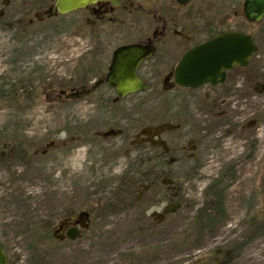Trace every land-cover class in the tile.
<instances>
[{
  "label": "rangeland",
  "instance_id": "rangeland-1",
  "mask_svg": "<svg viewBox=\"0 0 264 264\" xmlns=\"http://www.w3.org/2000/svg\"><path fill=\"white\" fill-rule=\"evenodd\" d=\"M2 1L0 244L7 264H134L137 256L145 264H185L205 253L198 249L209 241L211 253L217 247L231 250L237 256L234 264H264L263 122L253 131V151L249 154L245 139L238 135L239 124L234 135L223 133L221 143L214 135L208 146L196 152L204 163L195 179L186 181L184 161L167 171L164 166L155 167L157 174L163 172L173 177L175 189L181 194V208L164 223L146 225L155 221L154 213L160 212L152 201L160 194L158 190L164 188L156 185L142 206L125 214L126 220L111 219L105 228L93 225L82 238L67 244L54 239L53 230L63 217L78 211L98 213L106 205L110 188H105V181L110 185L120 181L123 177L119 174L126 164L134 163L131 161L134 154L121 155L116 160L115 172L108 169L99 172L100 175L90 174L89 167L93 165L90 162L96 156L87 152L86 145L79 146V142L70 145L68 151L56 147L41 155L49 142L91 138L88 132L75 129L85 123L91 108L88 103L56 99L60 90L74 87L80 79L91 76L84 61L88 42L77 36L89 28L80 24V16L76 14L36 22L34 15L46 10L48 0H8L4 7ZM240 5L241 1L238 14ZM227 15L221 13L214 22L219 25L221 20L219 28L232 25L253 37L261 63L255 70L264 83V18L250 23L239 16L233 22ZM262 95L252 100L253 118L259 120L264 117ZM141 105L144 111L151 108L147 101ZM224 131L221 126V132ZM144 153L145 158L143 152L140 157L152 156L150 150ZM226 165L230 166L228 175L229 169L235 170L220 184L224 194L219 218L202 209L209 203L207 185L221 176ZM124 182L136 188L137 181L128 178ZM208 221L212 226L206 225Z\"/></svg>",
  "mask_w": 264,
  "mask_h": 264
},
{
  "label": "flooded vegetation",
  "instance_id": "flooded-vegetation-1",
  "mask_svg": "<svg viewBox=\"0 0 264 264\" xmlns=\"http://www.w3.org/2000/svg\"><path fill=\"white\" fill-rule=\"evenodd\" d=\"M55 2L48 0L46 10L34 15L35 21L44 23L76 14L80 16V24L89 28L77 36L88 42L84 61L86 72H90L91 76L80 79L74 87L60 90L56 99L88 103L87 106L91 108L86 121L75 129L88 132L91 138L80 141L79 137H71L59 143L49 142L41 155L56 147L68 151L66 149L70 145L79 142V146L86 145L87 152L96 156L90 162L93 164L89 167L91 175H100L102 173L99 172L108 169L115 172L116 160L121 155L129 157L134 154L133 159H129L135 163L126 164L119 174L123 178L114 185L103 179L107 182L105 188H110V198L98 213L78 211L57 223L53 230L57 242L67 244L79 240L93 225L105 228L111 219H125V214L130 210L143 205L156 185L164 188L163 191L158 190L160 194L152 201V206L160 212L154 213L155 221L146 225L164 223L168 216L181 208V194L175 189L173 177L163 172L157 174L155 167L164 166L167 171L184 161L186 181L195 179L204 163L196 157V152L208 146L214 135L215 140L221 143L223 133L234 135L239 124L238 135L245 139L247 154L250 153L254 143L251 141L253 131L259 129L258 123H264V117L261 120L253 118L252 110L253 97L263 96L264 93V83L257 78L258 72L255 70L261 65L257 59L259 47L245 66L224 70L222 82L191 88L184 86V81L176 77V68L193 49L221 36L245 34L232 28V25L219 28L221 20L219 25L214 22L221 13L228 14L227 17L233 22L239 16L247 21L242 11L244 0H188L184 3L178 0H96L63 14H54ZM7 4L8 0L1 3L2 7ZM29 23L33 21L29 19ZM125 26L129 29L126 30ZM121 49L124 51L119 57L128 60L131 65L136 64L134 75L144 87L123 96L106 81L115 53ZM143 101L151 103L149 111L143 110ZM221 126H224V132H221ZM262 129L264 140V124ZM147 150L151 151L152 156L144 159ZM140 152H143L144 158L140 157ZM151 166L154 168L151 169ZM228 168L230 166L226 165L221 176L207 185L209 203L202 209L204 213L220 218L219 208L224 194L220 184L228 175ZM232 170L235 167L229 169L230 172ZM230 172L228 176H231ZM128 178L137 181L136 188L132 189L129 183L124 182ZM208 222L206 225L212 226L211 221ZM123 226H126L125 221ZM209 245L210 241L199 246L198 252L205 253L194 256L185 264L236 262L237 256L231 250L217 247L211 253ZM134 264L145 263L141 256H137Z\"/></svg>",
  "mask_w": 264,
  "mask_h": 264
},
{
  "label": "water",
  "instance_id": "water-1",
  "mask_svg": "<svg viewBox=\"0 0 264 264\" xmlns=\"http://www.w3.org/2000/svg\"><path fill=\"white\" fill-rule=\"evenodd\" d=\"M94 1L96 0H56L54 14L68 13ZM178 1L184 3L188 0ZM242 11L247 21L257 23L264 18V0H244ZM256 49L248 35L229 34L215 38L190 51L176 68V77L184 81V86L191 88L205 83L222 82L224 70L233 66H245ZM122 51L124 50L115 53L106 79L120 96L144 88L134 75L136 64L131 65L128 60L119 57ZM0 264H7V257L1 247Z\"/></svg>",
  "mask_w": 264,
  "mask_h": 264
},
{
  "label": "trees",
  "instance_id": "trees-1",
  "mask_svg": "<svg viewBox=\"0 0 264 264\" xmlns=\"http://www.w3.org/2000/svg\"><path fill=\"white\" fill-rule=\"evenodd\" d=\"M1 248H3V246L0 244Z\"/></svg>",
  "mask_w": 264,
  "mask_h": 264
}]
</instances>
